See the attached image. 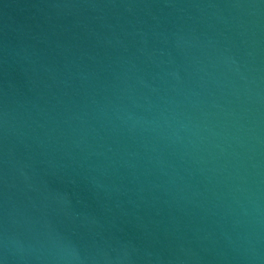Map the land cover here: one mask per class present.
<instances>
[{
	"label": "water",
	"instance_id": "obj_1",
	"mask_svg": "<svg viewBox=\"0 0 264 264\" xmlns=\"http://www.w3.org/2000/svg\"><path fill=\"white\" fill-rule=\"evenodd\" d=\"M3 264H264V0H0Z\"/></svg>",
	"mask_w": 264,
	"mask_h": 264
},
{
	"label": "clouds",
	"instance_id": "obj_2",
	"mask_svg": "<svg viewBox=\"0 0 264 264\" xmlns=\"http://www.w3.org/2000/svg\"><path fill=\"white\" fill-rule=\"evenodd\" d=\"M0 264H3V261H0Z\"/></svg>",
	"mask_w": 264,
	"mask_h": 264
}]
</instances>
